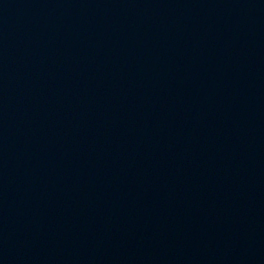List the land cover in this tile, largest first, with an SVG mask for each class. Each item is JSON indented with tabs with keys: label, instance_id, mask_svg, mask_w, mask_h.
<instances>
[{
	"label": "water",
	"instance_id": "obj_1",
	"mask_svg": "<svg viewBox=\"0 0 264 264\" xmlns=\"http://www.w3.org/2000/svg\"><path fill=\"white\" fill-rule=\"evenodd\" d=\"M0 264H264V0H0Z\"/></svg>",
	"mask_w": 264,
	"mask_h": 264
}]
</instances>
